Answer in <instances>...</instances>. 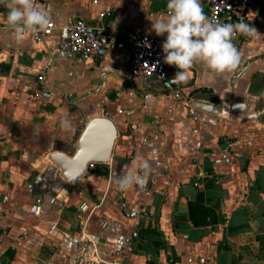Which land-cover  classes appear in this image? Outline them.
Instances as JSON below:
<instances>
[{
  "label": "crops",
  "instance_id": "1",
  "mask_svg": "<svg viewBox=\"0 0 264 264\" xmlns=\"http://www.w3.org/2000/svg\"><path fill=\"white\" fill-rule=\"evenodd\" d=\"M5 2L0 264H264V1L247 12L259 35L233 39L237 69L210 78L195 64L183 83L186 102L157 78L133 80L129 48L94 63L69 54L66 26L75 18L116 42L141 31L166 40L152 21L166 18L167 0H38L56 28L45 40L26 33L20 42ZM187 102L218 112L193 106L191 115ZM94 118L112 120L117 139L111 160L75 185L50 157H73ZM145 160L146 188L120 191L115 177ZM190 202L214 209L218 223L196 227Z\"/></svg>",
  "mask_w": 264,
  "mask_h": 264
},
{
  "label": "clouds",
  "instance_id": "2",
  "mask_svg": "<svg viewBox=\"0 0 264 264\" xmlns=\"http://www.w3.org/2000/svg\"><path fill=\"white\" fill-rule=\"evenodd\" d=\"M4 6L8 9L6 25L14 31L18 42L24 34L45 30L51 22L49 10L39 6L38 0H6ZM165 17L152 21V30L157 36L167 33L162 44L164 63L180 70L170 81L177 85L187 82L190 70L197 63L208 70L210 78L233 72L241 62L234 37L259 35L255 27L242 19L237 23H221L215 17H208L201 0H167ZM62 127H68V122L62 121ZM130 168L126 165L115 177L118 189L146 188L150 164L145 160L137 169Z\"/></svg>",
  "mask_w": 264,
  "mask_h": 264
},
{
  "label": "built area",
  "instance_id": "3",
  "mask_svg": "<svg viewBox=\"0 0 264 264\" xmlns=\"http://www.w3.org/2000/svg\"><path fill=\"white\" fill-rule=\"evenodd\" d=\"M264 0H205L208 17H215L221 23H237L241 19L247 23V12L250 7ZM104 12L101 16L107 15ZM50 22L45 30L32 33L34 38L45 40L55 30ZM70 56L82 62L94 63L102 61L113 48L130 50L129 72L133 80L137 78H157L178 100H184L183 83L173 84L170 81L179 71L175 66L164 63L165 53L162 44L165 40L148 33L133 32L123 42H116L110 32L102 26H95L81 18L71 19L66 26ZM237 34L235 37H238ZM186 102V100H184ZM190 114L196 109L188 103ZM98 163H89L87 169H94Z\"/></svg>",
  "mask_w": 264,
  "mask_h": 264
},
{
  "label": "water",
  "instance_id": "4",
  "mask_svg": "<svg viewBox=\"0 0 264 264\" xmlns=\"http://www.w3.org/2000/svg\"><path fill=\"white\" fill-rule=\"evenodd\" d=\"M197 109L216 114L218 110L211 105L193 103ZM235 106L240 107L239 104ZM118 131L109 118H94L87 123L73 157L54 154L51 161L62 171V177L69 183L80 185L89 163H108Z\"/></svg>",
  "mask_w": 264,
  "mask_h": 264
},
{
  "label": "trees",
  "instance_id": "5",
  "mask_svg": "<svg viewBox=\"0 0 264 264\" xmlns=\"http://www.w3.org/2000/svg\"><path fill=\"white\" fill-rule=\"evenodd\" d=\"M190 219L196 227H205L218 223L217 212L196 202L189 203Z\"/></svg>",
  "mask_w": 264,
  "mask_h": 264
}]
</instances>
